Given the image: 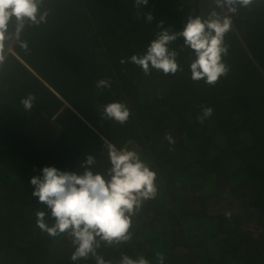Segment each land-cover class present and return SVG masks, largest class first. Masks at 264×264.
<instances>
[{"label": "trees", "instance_id": "obj_1", "mask_svg": "<svg viewBox=\"0 0 264 264\" xmlns=\"http://www.w3.org/2000/svg\"><path fill=\"white\" fill-rule=\"evenodd\" d=\"M236 7L43 0L46 22L26 21L17 37L13 20L0 53V264H97L73 261L66 233L51 237L37 227V211L48 226L55 221L32 196L30 178L45 166L82 173L87 155L96 160L91 170L106 175L107 143L139 153L156 172L158 194L132 217L130 241L101 242L104 261L120 264L127 255L160 264L162 254L163 264H264V0ZM213 11L231 18L229 72L215 86L191 78L195 55L182 37L169 45L178 53L174 75H145L130 61L162 30L178 33L189 17ZM100 80L110 86L97 88ZM29 94L36 100L26 111ZM112 102L130 109L123 125L101 115ZM203 107L213 115L199 123Z\"/></svg>", "mask_w": 264, "mask_h": 264}, {"label": "clouds", "instance_id": "obj_2", "mask_svg": "<svg viewBox=\"0 0 264 264\" xmlns=\"http://www.w3.org/2000/svg\"><path fill=\"white\" fill-rule=\"evenodd\" d=\"M135 6L147 5L148 0H134ZM253 0H216L217 7H226L229 13L237 11V5L248 7ZM43 0H0V53L3 52L5 41L10 40L9 25L15 21V35L18 37L25 22L39 25L46 22L47 11L41 12ZM146 19L153 20L151 13ZM160 21L158 27L163 25ZM231 30V18L221 17L213 11L207 19L200 16L189 17L182 31L170 33L167 29L158 33L147 46L143 55H133L129 59L139 66L145 75L152 69L164 74H175L180 70L177 62L178 53L170 50L169 45L178 37L183 38L184 46L192 50L195 59L190 64L191 78L194 81L204 80L206 84L215 86L219 79L229 72L223 57L228 54V46L224 42L225 35ZM4 56L0 54V63ZM121 60V63H124ZM108 80H100L97 88L109 87ZM36 100L29 94L21 100L26 111H30ZM130 109L120 102H112L103 107L102 117L112 119L123 125L130 117ZM213 109L203 107L197 116L199 123L211 118ZM165 139L175 143L171 134ZM107 155L111 167L107 173L93 172L90 166L96 163L95 157L87 155L81 163L82 173L59 170L53 166H45L41 175L30 178L34 187L32 196L37 197L41 204L50 210L54 224L45 222V211H37L36 224L51 237L67 234L74 247L71 259L95 258L97 264H110L97 254L101 242L108 246L126 243L132 239L130 228L132 217L140 209L143 202L155 199L158 194L156 172L140 157L139 153L126 148L118 149L107 143ZM230 218L231 213H226ZM160 264L164 256L159 257ZM120 264H149L140 257L136 260L123 255Z\"/></svg>", "mask_w": 264, "mask_h": 264}, {"label": "rangeland", "instance_id": "obj_3", "mask_svg": "<svg viewBox=\"0 0 264 264\" xmlns=\"http://www.w3.org/2000/svg\"><path fill=\"white\" fill-rule=\"evenodd\" d=\"M228 203H229V201L224 202L223 204L226 205V206H228ZM231 205H232V207H233V204H232V203H231ZM240 208H245V207H240ZM243 214H244V213H241L242 216H243Z\"/></svg>", "mask_w": 264, "mask_h": 264}]
</instances>
